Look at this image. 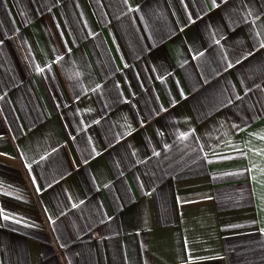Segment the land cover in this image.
<instances>
[{
    "label": "crops",
    "instance_id": "crops-1",
    "mask_svg": "<svg viewBox=\"0 0 264 264\" xmlns=\"http://www.w3.org/2000/svg\"><path fill=\"white\" fill-rule=\"evenodd\" d=\"M0 264H264V0H0Z\"/></svg>",
    "mask_w": 264,
    "mask_h": 264
}]
</instances>
